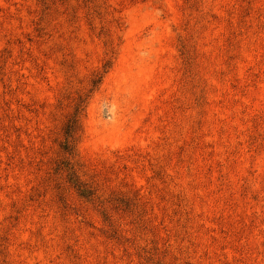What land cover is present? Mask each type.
Wrapping results in <instances>:
<instances>
[{"label":"rangeland","instance_id":"374dc122","mask_svg":"<svg viewBox=\"0 0 264 264\" xmlns=\"http://www.w3.org/2000/svg\"><path fill=\"white\" fill-rule=\"evenodd\" d=\"M0 264H264V0H0Z\"/></svg>","mask_w":264,"mask_h":264},{"label":"trees","instance_id":"16d2710c","mask_svg":"<svg viewBox=\"0 0 264 264\" xmlns=\"http://www.w3.org/2000/svg\"><path fill=\"white\" fill-rule=\"evenodd\" d=\"M109 60H106L103 64V68L106 69L108 67ZM100 76L92 80V83H95L99 81ZM84 103V97L80 96L78 97V100L76 102V106L74 109V112L68 119L67 123L64 125V136H65V143L64 148L68 150V153L71 155H74L73 148V142L76 139V132L79 130L80 124H79V116L82 111V106Z\"/></svg>","mask_w":264,"mask_h":264}]
</instances>
